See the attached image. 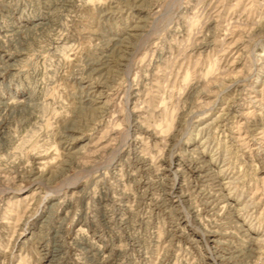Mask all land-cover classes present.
Instances as JSON below:
<instances>
[{
  "label": "rangeland",
  "instance_id": "1",
  "mask_svg": "<svg viewBox=\"0 0 264 264\" xmlns=\"http://www.w3.org/2000/svg\"><path fill=\"white\" fill-rule=\"evenodd\" d=\"M0 264H264V0H0Z\"/></svg>",
  "mask_w": 264,
  "mask_h": 264
},
{
  "label": "bare ground",
  "instance_id": "2",
  "mask_svg": "<svg viewBox=\"0 0 264 264\" xmlns=\"http://www.w3.org/2000/svg\"><path fill=\"white\" fill-rule=\"evenodd\" d=\"M219 120V119H218ZM215 124V123H214ZM211 129V128H210ZM225 174V173H224ZM233 181H234V179H233ZM230 182V181H229ZM232 183V182H231Z\"/></svg>",
  "mask_w": 264,
  "mask_h": 264
}]
</instances>
